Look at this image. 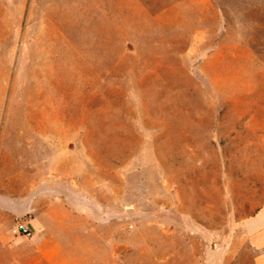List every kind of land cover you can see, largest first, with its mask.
I'll return each instance as SVG.
<instances>
[{
	"label": "rangeland",
	"instance_id": "1",
	"mask_svg": "<svg viewBox=\"0 0 264 264\" xmlns=\"http://www.w3.org/2000/svg\"><path fill=\"white\" fill-rule=\"evenodd\" d=\"M263 205L264 0H0V264H254Z\"/></svg>",
	"mask_w": 264,
	"mask_h": 264
},
{
	"label": "crops",
	"instance_id": "2",
	"mask_svg": "<svg viewBox=\"0 0 264 264\" xmlns=\"http://www.w3.org/2000/svg\"><path fill=\"white\" fill-rule=\"evenodd\" d=\"M240 225L248 247L254 252V264H264V205L243 220Z\"/></svg>",
	"mask_w": 264,
	"mask_h": 264
},
{
	"label": "built area",
	"instance_id": "3",
	"mask_svg": "<svg viewBox=\"0 0 264 264\" xmlns=\"http://www.w3.org/2000/svg\"><path fill=\"white\" fill-rule=\"evenodd\" d=\"M18 230L27 238H31L33 236L31 228H29L26 224H19Z\"/></svg>",
	"mask_w": 264,
	"mask_h": 264
}]
</instances>
